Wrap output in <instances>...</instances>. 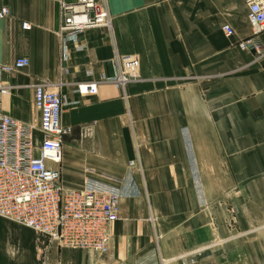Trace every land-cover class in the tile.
Instances as JSON below:
<instances>
[{"label":"crops","instance_id":"0c3cea01","mask_svg":"<svg viewBox=\"0 0 264 264\" xmlns=\"http://www.w3.org/2000/svg\"><path fill=\"white\" fill-rule=\"evenodd\" d=\"M103 1L110 30H83L62 61L56 0H0V62L28 60L3 76L4 112L36 125L32 88L60 82V184L121 192L102 256L0 217V264H264V52L236 45L252 32L246 0ZM116 54L139 63L123 92L101 79ZM82 80L93 95L73 91Z\"/></svg>","mask_w":264,"mask_h":264},{"label":"built area","instance_id":"2783aa9c","mask_svg":"<svg viewBox=\"0 0 264 264\" xmlns=\"http://www.w3.org/2000/svg\"><path fill=\"white\" fill-rule=\"evenodd\" d=\"M61 24L55 30L59 41L60 59L68 56L66 46L78 44V35L88 28L110 30L111 20L103 0H56ZM246 20L251 34L237 42L240 49L256 52L264 49L255 40L264 28V0H246ZM9 15L7 5H0V19ZM28 26L20 22V28ZM226 36L232 33L227 24L221 26ZM114 72L101 79L113 83L121 92L134 78L139 63L134 54L114 55ZM28 63L18 56L8 63L0 62V217L14 221L34 231L44 243H55L62 248L90 250L102 256L108 250V224L116 219L119 196L117 187L85 177L79 189L65 188L59 182L62 137L71 126L59 121L64 105L60 82L38 83L32 88V106L38 112V122L22 124L2 108L11 85L3 79L8 73L23 69ZM73 91L79 95H93L96 82H76ZM37 130L40 143L34 144ZM54 165L55 167H53ZM128 166L133 165L129 160ZM169 261L160 260V264Z\"/></svg>","mask_w":264,"mask_h":264}]
</instances>
